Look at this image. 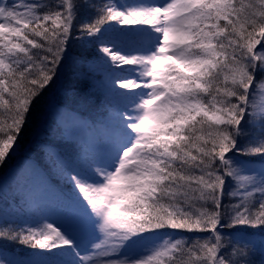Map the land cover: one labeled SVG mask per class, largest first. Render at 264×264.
<instances>
[{"label": "snow or ice", "instance_id": "6c2138e0", "mask_svg": "<svg viewBox=\"0 0 264 264\" xmlns=\"http://www.w3.org/2000/svg\"><path fill=\"white\" fill-rule=\"evenodd\" d=\"M81 40L123 100L106 156L0 241L71 257L39 264H252L234 230L264 227V168L241 159L264 157V0H0V170ZM38 174H13L29 200Z\"/></svg>", "mask_w": 264, "mask_h": 264}, {"label": "trees", "instance_id": "16d2710c", "mask_svg": "<svg viewBox=\"0 0 264 264\" xmlns=\"http://www.w3.org/2000/svg\"><path fill=\"white\" fill-rule=\"evenodd\" d=\"M98 55L87 40L70 45L60 76L47 94L46 102L33 112L28 131L19 140L14 158L0 170V225L4 221L34 224L41 217H48V209L58 206L66 210L75 196L69 175H88L89 164L105 158L110 144L109 133L122 109L123 100L114 94L103 65L96 59ZM70 113H74L81 122L86 131L84 137L94 138L98 147H73L71 142H65L57 121L58 116ZM78 140L86 144L82 135ZM45 145H53L54 149L47 151ZM54 152L62 157V162L56 166L52 164L57 159ZM241 159L248 162V167L264 168V157ZM29 162L39 173L32 175L35 182L28 181L33 190L30 200L13 179L14 172L24 167L22 163ZM234 231L240 232L250 243L252 264H261L264 260V227ZM70 258L53 256L44 250H33L15 242L0 241V264H39L42 260L67 261Z\"/></svg>", "mask_w": 264, "mask_h": 264}, {"label": "rangeland", "instance_id": "374dc122", "mask_svg": "<svg viewBox=\"0 0 264 264\" xmlns=\"http://www.w3.org/2000/svg\"><path fill=\"white\" fill-rule=\"evenodd\" d=\"M57 123L61 126L62 133L65 135V142H71L73 147H96L94 138L92 137H84V134L86 133L85 129H83V126H81V122L78 120L77 116L74 113H70L67 115H60L58 116ZM83 136V141L85 140L86 144L82 143V139L78 140V136ZM98 147V146H97ZM23 166H25V163H22ZM254 168L256 170H259L256 167H250ZM31 181L35 182V179L33 176H31ZM65 210L59 208L58 206L53 207L51 209L47 210V215L49 218L55 219L58 216H60ZM74 227H76L78 231V238L81 240H85L89 238L91 235V226L88 227L82 226L78 221L74 224ZM71 259V258H70ZM32 264V263H28Z\"/></svg>", "mask_w": 264, "mask_h": 264}]
</instances>
